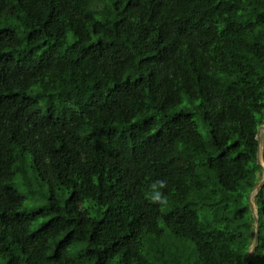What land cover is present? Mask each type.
<instances>
[{
    "label": "trees",
    "instance_id": "obj_1",
    "mask_svg": "<svg viewBox=\"0 0 264 264\" xmlns=\"http://www.w3.org/2000/svg\"><path fill=\"white\" fill-rule=\"evenodd\" d=\"M263 123L264 0H0V264H264Z\"/></svg>",
    "mask_w": 264,
    "mask_h": 264
},
{
    "label": "rangeland",
    "instance_id": "obj_2",
    "mask_svg": "<svg viewBox=\"0 0 264 264\" xmlns=\"http://www.w3.org/2000/svg\"><path fill=\"white\" fill-rule=\"evenodd\" d=\"M197 125H198V128L201 131V133L204 136H207V129H206V127H204L202 125V123L199 120L197 121ZM257 140H258V150H257V158L258 159L257 160L263 166V169L261 171V174H259V182L257 183V187L254 188L250 194L251 208H252V212H253V215L255 218H256V208H255L254 203H253L254 194L256 193L257 188H258V184L260 183V181L263 177V170H264V163H263V158H262V155H263L262 153H263V148H264V123L259 126V131L257 134ZM18 188L21 192H23L22 186H18ZM40 189H41V191H44L43 186H41ZM36 190H37V192L33 193L32 195L24 194L23 208H25L28 211H30L32 209V207H35L36 205H39L40 203L43 202L41 195H39V193H38L39 188L36 187ZM35 224H36V222L33 223V225H32L33 228H34ZM255 225H256V222H255ZM251 248H252V245H251L250 249ZM77 250L78 249H75L72 247L69 248L70 253H75V252H77Z\"/></svg>",
    "mask_w": 264,
    "mask_h": 264
},
{
    "label": "clouds",
    "instance_id": "obj_3",
    "mask_svg": "<svg viewBox=\"0 0 264 264\" xmlns=\"http://www.w3.org/2000/svg\"><path fill=\"white\" fill-rule=\"evenodd\" d=\"M163 187H164V182L163 181H156V182L151 184V188L153 189V193L150 196V199L152 201H158L160 203L164 202V200L162 198V194L159 191V189H163Z\"/></svg>",
    "mask_w": 264,
    "mask_h": 264
},
{
    "label": "water",
    "instance_id": "obj_4",
    "mask_svg": "<svg viewBox=\"0 0 264 264\" xmlns=\"http://www.w3.org/2000/svg\"><path fill=\"white\" fill-rule=\"evenodd\" d=\"M258 131H259V128L257 129V134H258ZM258 159V158H257ZM258 162V160H257ZM258 164L260 165L261 169H263V166L258 162ZM264 183V170H263V177L260 181V183L258 184V188ZM251 194V193H250ZM250 194H249V197H248V201H249V205L251 207V202H250ZM258 241V225H257V222H256V225H255V230H254V236H253V243H252V248L250 249V251L253 250L255 244L257 243ZM249 251V252H250Z\"/></svg>",
    "mask_w": 264,
    "mask_h": 264
},
{
    "label": "bare ground",
    "instance_id": "obj_5",
    "mask_svg": "<svg viewBox=\"0 0 264 264\" xmlns=\"http://www.w3.org/2000/svg\"><path fill=\"white\" fill-rule=\"evenodd\" d=\"M263 154V153H262Z\"/></svg>",
    "mask_w": 264,
    "mask_h": 264
}]
</instances>
